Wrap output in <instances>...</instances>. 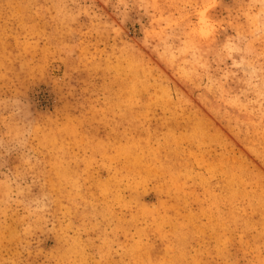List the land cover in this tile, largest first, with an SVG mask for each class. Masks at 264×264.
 <instances>
[{"label": "rangeland", "instance_id": "rangeland-1", "mask_svg": "<svg viewBox=\"0 0 264 264\" xmlns=\"http://www.w3.org/2000/svg\"><path fill=\"white\" fill-rule=\"evenodd\" d=\"M0 264H264V0H0Z\"/></svg>", "mask_w": 264, "mask_h": 264}]
</instances>
